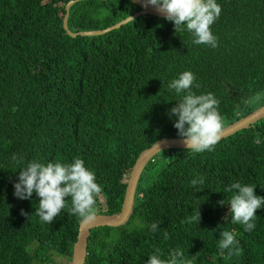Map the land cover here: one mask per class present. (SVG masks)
Returning a JSON list of instances; mask_svg holds the SVG:
<instances>
[{
	"label": "trees",
	"instance_id": "trees-1",
	"mask_svg": "<svg viewBox=\"0 0 264 264\" xmlns=\"http://www.w3.org/2000/svg\"><path fill=\"white\" fill-rule=\"evenodd\" d=\"M68 1L0 0V264H47L52 251L71 260L80 224L69 212L71 198L47 224L35 215V193L28 200L13 195L28 163L82 159L102 189L96 212L111 215L121 209L139 154L178 137L168 112L181 97L168 84L181 73L194 74L195 94H214L224 128L264 105V0H216L215 48L194 45L191 33L150 15L72 38L62 27ZM138 10L129 0L83 1L71 8L68 27L102 30ZM197 176L204 183L193 187ZM235 182L264 198V119L211 151L155 155L139 179L130 220L92 229L85 264H147L157 248L164 260L183 250L186 264H264V207L253 230L232 223V193L223 190ZM197 209L199 224L182 223ZM223 231L233 232L242 255L221 252Z\"/></svg>",
	"mask_w": 264,
	"mask_h": 264
},
{
	"label": "clouds",
	"instance_id": "clouds-1",
	"mask_svg": "<svg viewBox=\"0 0 264 264\" xmlns=\"http://www.w3.org/2000/svg\"><path fill=\"white\" fill-rule=\"evenodd\" d=\"M149 6L154 7L166 21L171 22L175 32L186 30L191 33L194 37L192 40L194 45L217 47L218 38L210 30L211 25L221 13V7L216 0H143L142 7ZM129 19L134 21L131 17ZM194 80V74L185 71L168 84V88L181 97L168 114L170 118L175 117L173 127L177 130V135L186 149L200 153L214 149L221 139L224 123L217 110L219 101L213 93L197 95L191 91ZM196 86L199 87V85ZM256 99H259V95ZM12 159L17 160L15 154ZM17 180L18 182L13 185V195L20 200H28L35 193L39 198L35 215L39 216L43 222L50 224L55 217L59 216L66 206L65 198H71L69 212L76 215L81 223L87 224L94 221L97 214L96 198L102 194V189L96 183L95 174L85 167L82 159L74 158L68 164L49 162L46 165L32 161L19 170ZM203 183L204 178L201 176L191 180L193 187ZM254 188L255 186L252 185L235 182L223 190L226 193H232L228 202L227 215L231 214L232 223L242 224L244 231H251L256 227L253 222L256 219V211L264 207V198L256 196ZM218 203L225 205L224 200ZM21 214L24 215L23 211ZM184 222L199 224V210L197 209L187 221H182ZM148 227L153 232L158 230L156 223ZM164 238L168 239L166 231ZM219 248L221 252L228 250V257L240 256L243 252L231 231L220 233ZM161 255L160 249L157 248L147 260V264H186L185 253L181 249L171 250L167 260L161 259Z\"/></svg>",
	"mask_w": 264,
	"mask_h": 264
},
{
	"label": "water",
	"instance_id": "water-1",
	"mask_svg": "<svg viewBox=\"0 0 264 264\" xmlns=\"http://www.w3.org/2000/svg\"><path fill=\"white\" fill-rule=\"evenodd\" d=\"M83 1H89V0H70L64 7L65 15L62 20V27L65 30L66 34L72 38H76L77 36L94 37V36L104 35L108 32L120 28L122 25L131 22L129 17H131L134 20L143 15H150L164 19L163 15L159 14L154 7L152 6H149L147 8L142 7L143 0H129L133 4L139 7V11L135 12L133 15L126 17L125 19L117 22L116 24L102 30L72 32L68 27V18H69L70 9L75 4ZM101 1H106V0H101ZM261 119H264V105L258 108L257 110L253 111L252 113L240 118L238 121L223 128L220 140L227 138L237 133L238 131L249 128L251 125L255 124ZM172 149L186 150V147L182 144L179 137H168L156 141L150 148L143 150L139 154L138 158L136 159L128 175L127 185L124 193V199L120 211L118 213L111 215L102 214L99 211H97L94 221L87 224L80 222L76 241L72 247V256H71L70 264H85V260L87 256V242L90 236V231L92 229L100 228V227L117 228L124 226L125 224L128 223L130 217L133 214V206L135 204V194L137 190V185L144 168L155 155L161 153L162 151L172 150Z\"/></svg>",
	"mask_w": 264,
	"mask_h": 264
},
{
	"label": "rangeland",
	"instance_id": "rangeland-1",
	"mask_svg": "<svg viewBox=\"0 0 264 264\" xmlns=\"http://www.w3.org/2000/svg\"><path fill=\"white\" fill-rule=\"evenodd\" d=\"M44 260L47 264H66L68 263L67 258L64 255L57 253V252H53V251L48 252Z\"/></svg>",
	"mask_w": 264,
	"mask_h": 264
},
{
	"label": "flooded vegetation",
	"instance_id": "flooded-vegetation-1",
	"mask_svg": "<svg viewBox=\"0 0 264 264\" xmlns=\"http://www.w3.org/2000/svg\"><path fill=\"white\" fill-rule=\"evenodd\" d=\"M139 11V10H138ZM155 17V16H154Z\"/></svg>",
	"mask_w": 264,
	"mask_h": 264
}]
</instances>
